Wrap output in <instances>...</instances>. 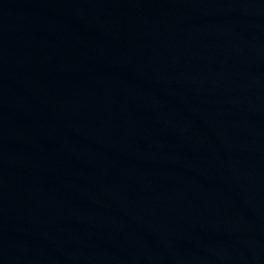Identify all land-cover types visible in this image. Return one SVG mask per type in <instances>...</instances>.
I'll return each mask as SVG.
<instances>
[{
    "label": "water",
    "instance_id": "95a60500",
    "mask_svg": "<svg viewBox=\"0 0 264 264\" xmlns=\"http://www.w3.org/2000/svg\"><path fill=\"white\" fill-rule=\"evenodd\" d=\"M263 31L264 0H0V264H124Z\"/></svg>",
    "mask_w": 264,
    "mask_h": 264
}]
</instances>
